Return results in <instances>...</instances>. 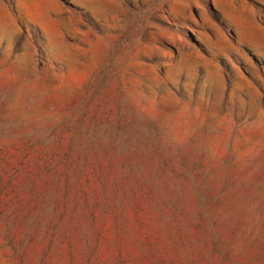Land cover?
I'll list each match as a JSON object with an SVG mask.
<instances>
[{
  "label": "rangeland",
  "instance_id": "374dc122",
  "mask_svg": "<svg viewBox=\"0 0 264 264\" xmlns=\"http://www.w3.org/2000/svg\"><path fill=\"white\" fill-rule=\"evenodd\" d=\"M0 264H264V0H0Z\"/></svg>",
  "mask_w": 264,
  "mask_h": 264
}]
</instances>
